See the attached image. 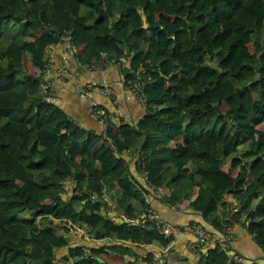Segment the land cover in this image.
<instances>
[{
	"label": "trees",
	"instance_id": "trees-1",
	"mask_svg": "<svg viewBox=\"0 0 264 264\" xmlns=\"http://www.w3.org/2000/svg\"><path fill=\"white\" fill-rule=\"evenodd\" d=\"M64 36L83 43L80 64L127 60L135 125L110 116L103 138L48 99L47 49ZM156 190L217 230L243 223L264 249V0H0V264H167L125 243L167 245L134 222ZM211 243L187 264L240 263Z\"/></svg>",
	"mask_w": 264,
	"mask_h": 264
},
{
	"label": "crops",
	"instance_id": "crops-1",
	"mask_svg": "<svg viewBox=\"0 0 264 264\" xmlns=\"http://www.w3.org/2000/svg\"><path fill=\"white\" fill-rule=\"evenodd\" d=\"M78 50L79 48L75 45H70L67 36L48 47L49 66L42 85L51 92L48 99L57 102L73 119L77 120V123L93 130L97 135L101 132V123L89 115V99H94L98 106L109 112L112 122L135 125L145 113V103L139 97L133 84L128 83L124 77L123 67L127 64V60L120 56L117 61L105 63L99 68H84L76 59ZM76 83L83 86L105 84L114 90V98L100 94H94L91 98L89 96L80 97L75 88ZM123 155L128 160L130 170L137 181L146 185L145 175L135 168V153L128 152ZM71 158L76 162L82 159L81 155L78 154L71 155ZM243 167V164H239L233 168V172H244ZM65 188L68 192L71 191V180L65 181ZM155 193L150 195V207L158 211L163 218L176 223L199 221L210 230L217 231L209 222L204 220L200 212L188 205L165 203L158 196L157 190ZM223 197L226 201L234 202L232 193H225ZM112 214L115 216L113 211ZM122 217L129 220L125 214ZM116 218L119 219L118 216ZM226 225L230 226L234 234L230 241V247L241 256L242 259L239 264H264V249L254 240L246 226L239 221L230 219ZM189 238V235L179 234L174 238L171 245L164 248H159L154 244H138L129 241L125 243L130 245L137 254L141 255L151 251L155 257L162 260L161 254L166 252L167 264H187L195 262L198 258L195 248L188 247ZM85 239L80 234L70 233L69 235L70 244L85 245L91 243L93 245L92 242H87ZM94 242L99 244L102 240ZM211 245L212 243L198 248L206 250ZM104 254L109 256L106 252ZM124 257L126 260L134 259L133 255H125Z\"/></svg>",
	"mask_w": 264,
	"mask_h": 264
},
{
	"label": "built area",
	"instance_id": "built-area-1",
	"mask_svg": "<svg viewBox=\"0 0 264 264\" xmlns=\"http://www.w3.org/2000/svg\"><path fill=\"white\" fill-rule=\"evenodd\" d=\"M46 32L49 33L50 31L47 30ZM105 63L107 62H105L104 60H99L91 64L84 63L81 65L84 68H99ZM48 66L43 71L44 80L47 76ZM75 88L80 97L89 96L91 98L94 94H100L114 98V90L105 84H93L83 86L81 84L76 83ZM136 91L138 92L139 97H141L139 91L137 89ZM88 111L91 117L100 121L102 137L106 138V130L110 126L109 113L100 106H98L94 99H89ZM110 146L113 148V151L116 156H120L121 154H126L130 152L127 149L119 153L117 151V145L113 141H110ZM125 151L126 153H124ZM150 195L146 197V201L148 203H150ZM146 220H152L159 229L160 234L168 239V243L166 246L171 245L177 235L184 234L190 236L187 242L188 247L190 248H198L208 242H217L229 254L230 258L235 259L237 261H240L242 259L241 256L236 251L232 250V248L230 247V241L233 239L234 234L230 229L229 225H225V227L221 230L218 229L217 231H213L199 221L192 220L183 223H176L163 218L158 213V211L152 208H149L145 213L141 215L140 218L136 219L134 222L143 225ZM85 236L86 238H88L87 235Z\"/></svg>",
	"mask_w": 264,
	"mask_h": 264
},
{
	"label": "rangeland",
	"instance_id": "rangeland-1",
	"mask_svg": "<svg viewBox=\"0 0 264 264\" xmlns=\"http://www.w3.org/2000/svg\"><path fill=\"white\" fill-rule=\"evenodd\" d=\"M75 47H77V48H81V43H78V44H76L75 45ZM261 127H263V125H261ZM25 214H27V212H25ZM69 225V224H68ZM66 228H68V227H66ZM69 229V231H70V233H73V234H78L77 232H79L80 231V229L78 228V229H75V232H74V228H68ZM65 251V249L62 247V248H59L58 250H57V255H60L62 252H64Z\"/></svg>",
	"mask_w": 264,
	"mask_h": 264
},
{
	"label": "water",
	"instance_id": "water-1",
	"mask_svg": "<svg viewBox=\"0 0 264 264\" xmlns=\"http://www.w3.org/2000/svg\"><path fill=\"white\" fill-rule=\"evenodd\" d=\"M142 18H143V26L146 27L147 22H146V19H145V15H144V14H142ZM97 258H98L99 260L102 259L100 256H97Z\"/></svg>",
	"mask_w": 264,
	"mask_h": 264
}]
</instances>
